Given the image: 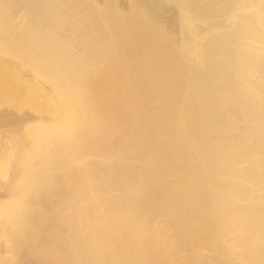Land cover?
<instances>
[{
	"label": "bare ground",
	"instance_id": "bare-ground-1",
	"mask_svg": "<svg viewBox=\"0 0 264 264\" xmlns=\"http://www.w3.org/2000/svg\"><path fill=\"white\" fill-rule=\"evenodd\" d=\"M99 1L0 0V262L264 264V0Z\"/></svg>",
	"mask_w": 264,
	"mask_h": 264
},
{
	"label": "clouds",
	"instance_id": "clouds-1",
	"mask_svg": "<svg viewBox=\"0 0 264 264\" xmlns=\"http://www.w3.org/2000/svg\"><path fill=\"white\" fill-rule=\"evenodd\" d=\"M43 188L34 186L14 202L15 221L11 227L20 235L27 236L34 249L43 251L37 235L39 225L34 219V210L40 206Z\"/></svg>",
	"mask_w": 264,
	"mask_h": 264
},
{
	"label": "rangeland",
	"instance_id": "rangeland-1",
	"mask_svg": "<svg viewBox=\"0 0 264 264\" xmlns=\"http://www.w3.org/2000/svg\"><path fill=\"white\" fill-rule=\"evenodd\" d=\"M99 1V0H98ZM109 1H111V0H100L99 2L101 3L100 5H104V4H106V3H108ZM118 2H119V7L121 8V10L123 11V13H129L130 11H131V9L133 8V5H134V3L136 2V0H117ZM103 2V3H102ZM125 2V3H124ZM83 4H84V2H83ZM82 4V5H83ZM126 5V6H125ZM3 7H4V9L5 10H7V8H6V6L5 5H3ZM108 8H109V6H107ZM106 7V8H107ZM81 9V8H80ZM83 10V9H82ZM81 10V11H82ZM107 10V9H106ZM23 12V13H22ZM9 13H10V11H9ZM72 13V12H71ZM74 13V12H73ZM19 17L21 16V14H22V16H25L26 15V11H25V8L23 7V6H20V11H19ZM24 14V15H23ZM170 14V15H169ZM173 14V15H172ZM177 14L175 13V12H170V13H167L166 14V18H168L169 20H173V19H175V16H176ZM67 16H69L70 17V20H69V17H68V19L66 18V20H68L69 22L68 23H70L72 20H76V18H78L77 16V14L75 15V13L73 14V15H69V13L67 14ZM73 16V17H72ZM74 16H76V18H74ZM169 16V17H168ZM171 16H172V18H171ZM18 17V19H20ZM27 17V16H26ZM174 17V18H173ZM74 18V19H73ZM6 22V17L4 16V15H0V24L1 25H3L4 23ZM67 22V21H66ZM73 22V21H72ZM170 23H171V21H170ZM169 27V28H168ZM166 29H168L169 31H170V29L172 30V28L169 26V24H168V26L166 27ZM105 36L103 35V38H104ZM108 44H106V46H107ZM5 46H7V43H4L3 44V47L5 48ZM66 59H67V65H66V67L64 68V72L65 73H67V74H69V75H74L75 73H77L74 69L76 68V65L78 64L77 62L75 63V59H74V57H72V56H67L66 57ZM71 65V66H70ZM69 69H68V68ZM78 82V83H77ZM84 82V81H83ZM82 81H80V80H78V79H74V81H72V84H70V87H71V92H75L74 94H83L84 93V89H86L87 87L86 86H82L84 83H83ZM80 84V85H79ZM86 84V83H85ZM79 88V89H78ZM82 88H84V89H82ZM74 89V90H73ZM76 91H78V93L76 92ZM26 260H27V262L28 261H30V257H27L26 258ZM32 260V259H31ZM25 262V264H32V261H30V262ZM0 264H7V263H1L0 262Z\"/></svg>",
	"mask_w": 264,
	"mask_h": 264
}]
</instances>
